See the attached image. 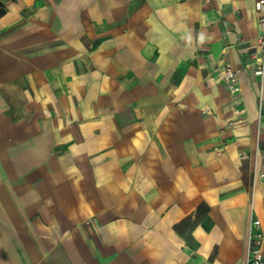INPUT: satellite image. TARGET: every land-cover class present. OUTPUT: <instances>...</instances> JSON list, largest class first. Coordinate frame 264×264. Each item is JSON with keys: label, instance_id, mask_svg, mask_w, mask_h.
I'll return each instance as SVG.
<instances>
[{"label": "crops", "instance_id": "1", "mask_svg": "<svg viewBox=\"0 0 264 264\" xmlns=\"http://www.w3.org/2000/svg\"><path fill=\"white\" fill-rule=\"evenodd\" d=\"M254 3L0 0V264H246Z\"/></svg>", "mask_w": 264, "mask_h": 264}, {"label": "built area", "instance_id": "2", "mask_svg": "<svg viewBox=\"0 0 264 264\" xmlns=\"http://www.w3.org/2000/svg\"><path fill=\"white\" fill-rule=\"evenodd\" d=\"M255 11L259 16V26L261 28V35L259 37V46L263 49V52H259L257 49L252 52V57L255 60V75L263 76L264 74V0H255ZM226 27L230 26V22H225ZM228 29L223 31L224 35H227ZM223 82L227 85L232 92L234 98H237L241 93V85L239 72L232 66H226L223 69ZM260 118H264V99L260 98L259 101ZM239 111H237V114ZM259 176H264L263 172L259 173ZM264 231L262 228V222L257 217H252L249 222L248 228V251L246 264H264Z\"/></svg>", "mask_w": 264, "mask_h": 264}]
</instances>
